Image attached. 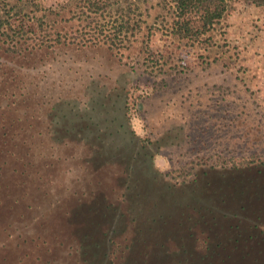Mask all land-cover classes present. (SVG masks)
Wrapping results in <instances>:
<instances>
[{
  "label": "rangeland",
  "instance_id": "obj_1",
  "mask_svg": "<svg viewBox=\"0 0 264 264\" xmlns=\"http://www.w3.org/2000/svg\"><path fill=\"white\" fill-rule=\"evenodd\" d=\"M70 2L13 16L27 40L0 34V264H264V3L230 0L192 42L146 0L133 44L50 48L98 18Z\"/></svg>",
  "mask_w": 264,
  "mask_h": 264
},
{
  "label": "trees",
  "instance_id": "obj_2",
  "mask_svg": "<svg viewBox=\"0 0 264 264\" xmlns=\"http://www.w3.org/2000/svg\"><path fill=\"white\" fill-rule=\"evenodd\" d=\"M143 1L146 0H72L70 4L74 8L70 10L72 16L69 18V20L75 19V17L78 15L79 17H81V19H83L82 14H85L88 11L90 13L98 14V18L93 17L92 21H89L87 26L90 30L81 34L79 33L80 32L79 29H76V31L73 32V34H70L71 32L69 33L64 32L63 30L62 31L56 30L57 32H54L55 36L51 38L53 42L48 44V46L50 48H54V45L57 42L65 41L67 42L65 43L66 45L68 43H70V45L72 44L77 46H83L87 43L89 45L107 44L111 49L121 50V48L127 47L129 43L133 44L134 39L138 37V34L143 27L142 23L145 20H143L142 12L140 11L141 9L140 6ZM162 1L166 3L165 5H167L166 7L168 10L167 13L171 18L168 21L169 23L168 31L170 32V34L181 40L184 39V40L196 42V41L211 40L210 36L207 35L214 29L215 25L225 17V14L229 8L230 0H162ZM247 1L258 4L260 2L264 3V0H247ZM30 2L33 3L36 7L39 6L37 0H0V34L1 35H6L10 38L12 37V40H14L15 36L17 37L18 34H21V37L27 40L25 36L27 34V31L23 30V28L13 29L11 26L12 25L11 19L13 18V16H17L20 13H22L24 7ZM88 17L89 16H87L86 19H89ZM111 19H114L113 20L114 28L110 30H106V27L104 26V24H101L100 21L104 23L105 21H110ZM38 21H39L38 24L41 27L45 20L43 19V17H39ZM12 29L14 30V32H11ZM148 29L149 30L152 29V26H148ZM148 36L149 35H147V37ZM46 40L47 39H45L44 35L42 34L39 35L38 45L40 48L46 45ZM145 48L147 49V42H145ZM142 96L143 95H139L137 97L133 96L130 104L129 94L126 95L125 106H127L126 110L128 111H126L125 113V120L127 126H130L131 124L130 121L132 120L131 118L133 113H130V111L136 110L138 106H141V104H139V100L143 99ZM115 117L116 120L117 119L119 120L118 116ZM113 126L119 128V124H117V121L116 123L113 124ZM131 132L133 134L135 133L133 129ZM118 133H119L118 130H116L115 134ZM75 136L77 135L68 134L64 138L70 142L72 139H75ZM146 140H148V138ZM146 140L142 139L144 144H146ZM68 141H65L66 144L69 143ZM94 145L98 146L99 144L95 143ZM95 146L92 147V150L97 149ZM102 151H103L102 149H100L99 151L97 150V152H102ZM228 152H233V151H228ZM104 154L105 153H103L102 156H104ZM237 155H235L234 157H238V158L243 157V155L240 154ZM215 156L212 153L208 155L206 159L211 160L215 158ZM231 157L233 158V155ZM201 158L202 157H200V159ZM111 161H115V160H111ZM228 161L229 160L225 159V162ZM201 162L202 160H199V163ZM204 162L206 163V161ZM87 163H91V162H87ZM102 163L104 165H108L106 161H103ZM262 163L264 165V160H262ZM86 167L89 173L91 171L90 175L92 176L96 175L93 169L89 171L88 166ZM115 167L118 168L119 165H116ZM130 168L132 167L129 166L127 171L125 173H122V176H120L119 178L123 179V176L129 178L130 175L127 176V173ZM259 172L262 171L260 170ZM182 173L183 172H181V174ZM256 180L257 178L255 179L247 178V176H245L244 180H242L241 183V185L243 186L242 192H244L245 196L248 195L249 191L253 189L254 186L256 187L260 186V183H257L255 185L251 183V182L255 183ZM99 182H101V180H99ZM129 188L130 187L128 185L127 189ZM256 190L262 191L260 192L259 196H256L257 195L256 191H252L251 195L253 197H257L256 199L263 202L264 188L256 189ZM103 197L105 199H108L107 195Z\"/></svg>",
  "mask_w": 264,
  "mask_h": 264
},
{
  "label": "crops",
  "instance_id": "obj_3",
  "mask_svg": "<svg viewBox=\"0 0 264 264\" xmlns=\"http://www.w3.org/2000/svg\"><path fill=\"white\" fill-rule=\"evenodd\" d=\"M245 82V81H244ZM244 84V83H243ZM226 87H228V86H226ZM245 88H246V90H248L249 88H247L246 86H245ZM257 88H259V86H257ZM256 99H258V98H256ZM259 99H260V97H259ZM259 99L257 100L259 103H264V101L262 102L261 100L259 101ZM245 104H246V102H244ZM255 103V102H254Z\"/></svg>",
  "mask_w": 264,
  "mask_h": 264
}]
</instances>
